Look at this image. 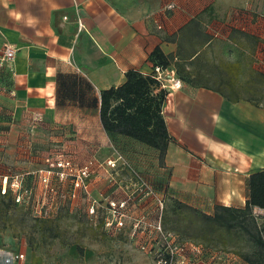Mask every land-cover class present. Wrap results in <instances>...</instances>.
<instances>
[{
    "label": "crops",
    "instance_id": "crops-1",
    "mask_svg": "<svg viewBox=\"0 0 264 264\" xmlns=\"http://www.w3.org/2000/svg\"><path fill=\"white\" fill-rule=\"evenodd\" d=\"M172 2L176 7L166 9ZM195 24L208 37L202 51L214 38L232 44L228 53L237 59L225 62L239 64V84L247 53L252 68L264 72V0H0V49L8 44L15 50L14 60L0 65V177L27 174L29 162L50 154L77 166L91 161L103 178L100 195L107 205L127 200L136 215L155 221V200L143 196L138 183L123 186L111 175L121 162L112 168L106 161L121 157L150 179L157 197L173 196L207 214L216 204L244 207L249 175L264 169L263 104L232 102L182 79L163 104L173 141L162 163L158 149L110 134L100 121L101 89L125 82L130 68L151 73L150 53L161 46L174 55L180 40L187 48ZM236 33L256 44L246 48ZM91 193L100 192L94 187ZM254 214L257 219L264 209L255 207ZM191 243L195 264H249L239 252ZM0 249L25 256L0 255V264H71L9 237H0ZM82 254L74 244L66 255L84 262L93 257L87 248Z\"/></svg>",
    "mask_w": 264,
    "mask_h": 264
},
{
    "label": "rangeland",
    "instance_id": "rangeland-1",
    "mask_svg": "<svg viewBox=\"0 0 264 264\" xmlns=\"http://www.w3.org/2000/svg\"><path fill=\"white\" fill-rule=\"evenodd\" d=\"M258 5L259 1L256 7ZM234 38L246 48H252L256 44L249 35L244 36L241 33H236ZM230 45L232 44L222 39H212L207 49H204L206 50L204 52L206 59L210 64L215 65L222 61L236 60L237 58L233 54L228 53V50H231L229 49ZM253 61L254 58L249 53L243 57L240 72V80L244 83L243 85L252 77L253 73L259 72L252 68ZM258 80L260 82L256 85L260 88L258 97L264 105V76ZM244 93L247 94L245 88ZM126 146L131 148L130 145ZM48 156L49 159L44 161L29 162L26 165L27 170H24L29 172L27 174L24 172L15 173L14 177L8 179L0 177L1 192L3 187H6V191L9 189L13 197L15 192L23 197L20 202L16 201V204L9 206L7 211L4 210V203L0 204V237H9L18 243L29 245L49 260L64 259L71 264H156L154 256L141 248L142 243L147 242L148 245H151L154 240L148 236L151 230L148 225L140 226L141 224H139L135 228L136 219L133 220V217H142L144 214L136 215L138 212L132 206L133 202H128V205L123 208L131 218H124L123 225L118 226L113 220L115 219L113 212H110L107 205L108 199L100 195L101 179L103 178L99 172L92 168V172L86 180L89 183L87 189L74 188L72 178L58 177L55 173L49 176L50 183L46 185L42 179L47 174V170L51 168L50 163L56 162L51 158L52 154ZM119 160L121 162L119 169L111 172L114 180L119 178L123 186L138 183L135 172H139L147 179L142 172L132 170L124 158L119 157L117 161L113 160L116 166H110L116 168ZM107 161L106 165H108ZM56 168L52 172H56ZM68 181L71 184L64 185ZM51 187L54 189L51 190ZM94 187L100 193H91ZM155 193L158 195L157 191ZM169 196L163 197V205L169 201ZM147 198L155 200V204L153 203L152 206L157 208L153 214L154 219L157 220L160 213L157 196L149 195ZM160 198L162 199V197ZM95 200L96 202H94ZM6 201L7 199L4 202ZM119 201L116 199L115 203L118 204ZM257 212L259 213L260 210L257 209ZM107 217L112 220V225L106 224ZM49 220H53V222ZM144 220L149 222L148 219ZM188 220L179 225L171 224L170 227L168 226L169 228L171 226H178V228L170 229V232L175 233L178 237L180 235L189 242H200L223 251L238 253L239 251H252L254 247V243L248 239L247 235L235 230L227 231L224 228L208 232L206 235H185L183 231L187 230ZM257 220L262 225V234H264V215L260 214ZM203 228L208 227L203 226ZM51 231H57L58 235L52 236ZM155 236L154 233L153 238ZM74 244L87 248L92 252L93 257L85 262L80 258L74 261L73 258L66 255Z\"/></svg>",
    "mask_w": 264,
    "mask_h": 264
},
{
    "label": "trees",
    "instance_id": "trees-1",
    "mask_svg": "<svg viewBox=\"0 0 264 264\" xmlns=\"http://www.w3.org/2000/svg\"><path fill=\"white\" fill-rule=\"evenodd\" d=\"M197 28L196 24L192 28L193 37L188 38L189 46L186 48L180 40L179 48L174 55H167L161 46H157L149 55V60L154 63V67L175 65L177 74L187 83L213 89L232 102L243 98L261 106L262 103L258 97L260 88L256 85L260 83L258 79L261 80L264 72H255L245 85L239 84V64L225 61L218 65L210 64L202 51L208 37L202 38ZM194 35L198 38H194ZM125 76L127 78L122 84L101 89L100 121L110 134L134 138L158 149L162 163L168 151L167 148L173 141L163 115V104L169 91L159 86L152 72L143 74L137 68H130ZM244 88L247 91L246 96ZM248 191L249 195L244 207L216 204L213 214H207L198 207L169 196V201L163 205L161 217L163 229L167 231L177 229L178 226L169 227L171 224L179 225L189 219L187 230L183 231L185 235H206L208 232L223 228L227 231L241 232L254 243V247L252 251H239V254L249 264H264L263 228L254 214L255 207L264 209V169L251 172L248 179ZM6 199L7 201L4 202ZM1 203H4L5 211L9 209V206L16 204L9 189L3 193L0 187ZM49 221L53 222V220ZM50 233L52 236L58 235L57 231ZM83 250L84 248L79 245L80 255H83Z\"/></svg>",
    "mask_w": 264,
    "mask_h": 264
},
{
    "label": "built area",
    "instance_id": "built-area-1",
    "mask_svg": "<svg viewBox=\"0 0 264 264\" xmlns=\"http://www.w3.org/2000/svg\"><path fill=\"white\" fill-rule=\"evenodd\" d=\"M175 7L176 3L172 2L166 6V9L172 10ZM83 28L84 23L81 19H79V30H82ZM0 50L1 66H3L4 63H11L12 60H14L15 50L12 46L5 44ZM152 75H154L158 81L159 86L168 90L169 92L179 89L183 86V80L179 75H177L175 67H163L161 65L156 66L152 71ZM107 164L113 167L116 166L115 161L113 160H108ZM50 167L51 168L47 170V174H45L44 178L42 179L44 183L46 182V185L50 183L49 176L55 173V175L58 177L72 178V181H74V188H88L89 183H87L86 180L89 178L92 172L91 161H88V163L84 165L76 166L70 159L61 158L54 163H50ZM54 168H56V172H52ZM135 176L138 180L139 191L142 192L143 196L148 197L149 195H156L154 186L151 184L150 180L144 178L139 172H135ZM53 189L54 188L51 187V190ZM2 192H6V187H3ZM74 195L75 192L73 193V196ZM14 197L17 202H20L23 198L18 192L14 193ZM157 200L159 206L158 209H160L157 220L147 223L144 220L148 218L146 213L142 215V217H133V220L136 219V222H134L136 225L135 228L138 227L139 224H141L140 226L148 225L151 229L148 236H151L150 238L154 240L151 245H148L147 242L142 243L141 248L154 256L156 264H195L197 262L195 259L196 256L192 257V253H196L197 247L191 242L178 237V235L175 233L163 229L161 223L163 199L157 197ZM94 202H96V200ZM126 205H128L127 200L121 201L118 204H116L115 201L109 202L108 206L110 212H113V216H115V219L113 220L116 221L118 226L123 225L124 218H131V216H128V214L123 209ZM111 223L112 220L107 217L106 224L112 225ZM154 233L156 236L153 238ZM0 255L7 256L10 259L25 257L23 253H17V255H14L11 251L5 249H0Z\"/></svg>",
    "mask_w": 264,
    "mask_h": 264
}]
</instances>
